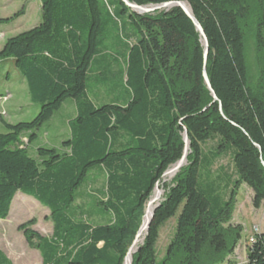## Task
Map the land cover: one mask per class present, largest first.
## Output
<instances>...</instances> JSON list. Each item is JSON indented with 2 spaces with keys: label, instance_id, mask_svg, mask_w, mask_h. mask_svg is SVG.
Here are the masks:
<instances>
[{
  "label": "trees",
  "instance_id": "obj_1",
  "mask_svg": "<svg viewBox=\"0 0 264 264\" xmlns=\"http://www.w3.org/2000/svg\"><path fill=\"white\" fill-rule=\"evenodd\" d=\"M40 1L39 25L0 49V63L14 59L40 106L31 121L0 117V219L21 191L51 212V236L34 229L36 219L18 228L43 264H124L156 185L183 157L186 129L188 164L153 211L132 264H235L244 232L232 224L240 188L253 190L256 208L264 202V0H129L186 2L208 38L206 64L202 37L180 7L138 14L122 0ZM90 83L107 86L113 102L96 105ZM69 99L75 111L63 123L67 139L31 155L38 130ZM209 141L216 144L205 152ZM224 154L232 155L235 176L211 178ZM94 172L104 176V190L79 210ZM225 182L226 201L218 192ZM180 208L157 262L161 228ZM95 216L108 220L94 223ZM253 238L246 264H264V232ZM0 264H13L1 250Z\"/></svg>",
  "mask_w": 264,
  "mask_h": 264
},
{
  "label": "rangeland",
  "instance_id": "obj_2",
  "mask_svg": "<svg viewBox=\"0 0 264 264\" xmlns=\"http://www.w3.org/2000/svg\"><path fill=\"white\" fill-rule=\"evenodd\" d=\"M161 10L163 9L157 11ZM18 13L21 14V16L14 21L0 25V48L9 38L39 25L42 20V3L40 0H0V18H14ZM4 92H10L13 96L9 93L6 97H1L0 117H3L8 121H31L36 117L40 110V106L29 101L27 83L16 67L14 59H7L0 63V94ZM88 95L96 105L110 103L113 102L114 99L107 86L101 85L100 87H95L92 83H90V86L88 87ZM27 102L30 103L26 104ZM73 103L72 99L67 100L61 111H58L55 117L57 120V127L45 123L38 130V137L30 147L31 155H35L36 147L42 145L49 147L51 145L49 143H57L55 141L58 139L60 141L67 139L68 130L61 119H65V117L71 112V106ZM21 104L24 105L19 107L18 105ZM9 114H13V118H11ZM1 128L2 127L0 126V131L2 130ZM47 128H49L48 135L45 134ZM23 142L27 143V139L23 138ZM215 144L216 141L207 142L206 145H204V151H210ZM187 164L188 160L185 165ZM170 168H172V166ZM203 173V176H205V172ZM176 174L177 172L168 180H166V178H168L166 177L167 175L163 176V180L159 183L163 193L156 200L154 205H156L158 201L164 199L168 187ZM218 175H221L222 177L225 175L235 176L231 154L225 155L213 166L211 178ZM104 185V176L98 172L92 173L87 185H83L84 189L81 191V196H79L75 203L76 206L80 208L79 210L82 208H92L93 200L89 198L88 195L99 194L104 190ZM225 185L226 182L219 184L218 188V192L224 201L228 199L230 193ZM155 191L156 189L153 191L148 202L152 200ZM147 207L148 206H146V210ZM180 212L181 208L178 210L176 216L171 218L161 228L160 237L157 243V262H160L164 257L167 246L175 234L177 225L176 221ZM31 219L37 220L34 229L38 230L45 236H51L53 234V222L51 220L50 210L33 197L19 191L13 200L9 217L5 220L0 219V249L10 256L14 264H43V258L40 251L31 248L27 244L23 233L18 230L21 224ZM107 220L108 217L106 216L103 219H99L98 216H95L91 221L94 223H105ZM232 224L242 225L244 227V232L231 260L235 264H246L248 247L251 241L250 239L256 233V229L257 231H261L264 227V202L259 208L254 206V192L248 185H243L239 190Z\"/></svg>",
  "mask_w": 264,
  "mask_h": 264
},
{
  "label": "water",
  "instance_id": "obj_3",
  "mask_svg": "<svg viewBox=\"0 0 264 264\" xmlns=\"http://www.w3.org/2000/svg\"><path fill=\"white\" fill-rule=\"evenodd\" d=\"M131 10H133V12L135 13H138V14H145V13H153L157 10H160V9H166V10H169L170 8H173V7H180L184 10V12L189 16V18L194 22L195 24V27L196 29L198 30V32L200 33L201 37H202V41H203V45H204V63L206 64L207 62V59H208V53H209V42H208V38L202 28V26L200 25V23L198 22V20L195 18L194 14H193V11L191 9V7L186 3V2H182V1H177V2H166V3H163V4H158V5H138L136 3H133V2H130L129 0H122ZM203 75H204V80H205V83L207 85V88L211 91L214 99L216 100L217 99V96L215 95V92L213 91L212 89V86L210 84V81H209V78H208V75H207V72H206V69L204 68V71H203ZM184 141H185V149H184V153H183V157L177 162L175 163L172 168H170L169 170H167L164 175H167L170 171H173L174 173L178 172L187 162V151H188V147H189V141H188V132L187 130L185 129V132H184ZM163 175V176H164ZM159 186V184L156 185L155 189H157ZM157 198H153L152 200H150L148 202V205H150L152 202L156 201ZM160 204V201H158L156 207ZM147 205V206H148ZM155 207V208H156ZM155 210V209H154ZM152 216H153V213L152 215L150 216V218L148 219L147 221V224H146V230L148 229L149 227V224L151 222V219H152ZM147 218V210H146V213H145V216H144V221H143V224L140 228V231L138 232L137 234V238L136 240L134 241L132 247L134 246V244L137 242V239L138 237L140 236V233H141V230L143 229L144 227V223H145V220ZM132 247L129 249V252L125 258V261H124V264H126V261H127V258H128V255L132 249ZM132 264V263H131Z\"/></svg>",
  "mask_w": 264,
  "mask_h": 264
},
{
  "label": "bare ground",
  "instance_id": "obj_4",
  "mask_svg": "<svg viewBox=\"0 0 264 264\" xmlns=\"http://www.w3.org/2000/svg\"><path fill=\"white\" fill-rule=\"evenodd\" d=\"M187 154H188V151H187ZM173 175H174V172H173V171H170V172L167 174V176H166V177H168V178H166V180L171 179V178L173 177ZM162 193H163L162 188H161L160 185H159L158 188L156 189L155 194L153 195L152 199H153V198H157V199H158V198L162 195ZM155 202H156V201L152 202V203H151L150 205H148V207H147V218H146V220H145L144 227H143V229L141 230V233H140V236H139L138 239H137V242L134 244V246L132 247V249H131V251H130V253H129V255H128V258H127L126 264H131V263L133 262V261H132V255H133V253L137 250L138 245L143 241V238H144V236H145V232H146V224H147V221H148V219L150 218V216L152 215V213H153V211H154V209H155V207H156V205H157V204L154 205Z\"/></svg>",
  "mask_w": 264,
  "mask_h": 264
},
{
  "label": "crops",
  "instance_id": "obj_5",
  "mask_svg": "<svg viewBox=\"0 0 264 264\" xmlns=\"http://www.w3.org/2000/svg\"><path fill=\"white\" fill-rule=\"evenodd\" d=\"M4 46V45H3ZM2 46V47H3ZM1 47V48H2ZM0 48V49H1ZM11 94V93H10ZM12 95V94H11ZM13 96V95H12ZM29 97V96H28ZM29 99H30V97H29ZM29 101H31V99L29 100ZM32 102V101H31ZM30 102H27L26 104H29ZM24 104H21V105H18L19 107H21V106H23ZM17 106V107H18ZM72 108H71V112L65 117V119H61V121L64 123V124H66V123H68L69 122V120H70V116L71 115H73L74 114V111H75V108H74V105L72 104V106H71ZM16 112V111H15ZM14 114V113H13ZM13 114L11 115V114H9V116L11 117V118H13ZM56 115L55 116H53V118H52V121H51V126H55V127H57L56 126V124H57V120H56ZM15 118V117H14ZM17 119H19V118H17ZM3 120H5L6 122H8V123H12V124H14V123H17V122H19V121H8V120H6V119H4L3 118ZM0 123L2 124V120L0 121ZM48 133H49V131H45V134H47L48 135ZM261 232H264V227L262 228V230H261ZM2 252H4L2 249H0ZM5 254H6V252H4ZM7 255V254H6ZM7 257L12 261V259L10 258V256H8L7 255ZM12 263H13V261H12ZM14 264V263H13Z\"/></svg>",
  "mask_w": 264,
  "mask_h": 264
},
{
  "label": "built area",
  "instance_id": "obj_6",
  "mask_svg": "<svg viewBox=\"0 0 264 264\" xmlns=\"http://www.w3.org/2000/svg\"><path fill=\"white\" fill-rule=\"evenodd\" d=\"M256 231H257V229H256ZM251 241H250V243H252L253 241H254V238H253V236L251 237V239H250Z\"/></svg>",
  "mask_w": 264,
  "mask_h": 264
}]
</instances>
